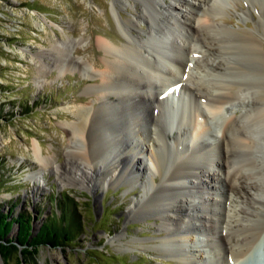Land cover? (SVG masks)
<instances>
[{
  "label": "bare ground",
  "instance_id": "6f19581e",
  "mask_svg": "<svg viewBox=\"0 0 264 264\" xmlns=\"http://www.w3.org/2000/svg\"><path fill=\"white\" fill-rule=\"evenodd\" d=\"M247 3L244 18L255 30L223 21L224 0H112L123 35L120 42L96 40L102 61L74 57L84 35L57 38L35 55L40 85L52 68L84 70L98 81L86 88L88 105L67 107L73 120L64 123L62 162L32 140L39 168L30 176L55 172L61 185L86 188L96 200L100 189L139 183L142 193L131 198L126 219L159 220L152 248L182 264H248L259 257L264 0ZM126 7L132 17L123 15ZM112 240L136 242L122 232Z\"/></svg>",
  "mask_w": 264,
  "mask_h": 264
},
{
  "label": "rangeland",
  "instance_id": "374dc122",
  "mask_svg": "<svg viewBox=\"0 0 264 264\" xmlns=\"http://www.w3.org/2000/svg\"><path fill=\"white\" fill-rule=\"evenodd\" d=\"M111 1L0 0V210L8 213L9 219L21 213L31 216L34 235L42 222L50 218L58 224H62V218L68 220L62 200L69 198L80 226L71 239L57 246H28L21 253L23 247L15 242L17 249H12L7 257L0 253L1 264H182L152 248L160 237L154 230V222L159 220L126 219L124 210L131 198L142 193L139 183L133 187L121 183L100 189L96 200L86 188L61 185L55 172L30 176L39 168L32 155V140L39 139L43 153L46 149L55 151L56 162H62L67 145L64 123L73 120L67 109L88 105L92 95L86 88L98 81L88 78L84 70L52 68L46 75L49 81L40 85L35 55L57 38L77 39L84 35L86 39L74 57L89 63L102 61L103 52L96 40L105 35L120 42L123 35ZM247 2L224 0L222 10L226 12L222 11L221 19L235 28L255 30L252 19L244 18ZM126 8L123 15L132 17V8ZM212 122L214 125L217 121ZM18 230L19 224L13 222L5 238L13 239ZM117 232L136 242L112 240ZM259 260H264V242L259 257L254 256L248 264H260Z\"/></svg>",
  "mask_w": 264,
  "mask_h": 264
},
{
  "label": "trees",
  "instance_id": "16d2710c",
  "mask_svg": "<svg viewBox=\"0 0 264 264\" xmlns=\"http://www.w3.org/2000/svg\"><path fill=\"white\" fill-rule=\"evenodd\" d=\"M69 201V198H66V201L62 200L68 220L60 217L62 224H58L57 220L50 218L49 221L42 222L34 235L31 234V216L21 213L14 219H9V214L2 213L0 210V253L2 256L7 257L12 249H17L15 242L23 247L20 251L24 253L28 246L34 249L44 244L57 246L64 240L71 239V234L77 233L80 226L77 224L78 219L73 214V206ZM13 222L19 224L18 233L13 239H6L5 236L10 232Z\"/></svg>",
  "mask_w": 264,
  "mask_h": 264
}]
</instances>
